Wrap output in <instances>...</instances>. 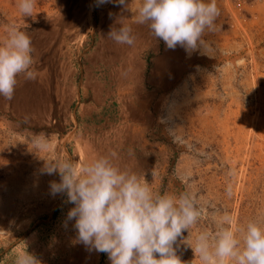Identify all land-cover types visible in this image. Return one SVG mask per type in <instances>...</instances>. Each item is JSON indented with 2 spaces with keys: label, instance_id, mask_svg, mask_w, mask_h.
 Listing matches in <instances>:
<instances>
[{
  "label": "rangeland",
  "instance_id": "rangeland-1",
  "mask_svg": "<svg viewBox=\"0 0 264 264\" xmlns=\"http://www.w3.org/2000/svg\"><path fill=\"white\" fill-rule=\"evenodd\" d=\"M140 1L36 0L24 16L20 0H0V45L13 26L24 31L37 73L0 97V264L25 251L40 264H111L78 241L45 158L115 152L156 193L194 194L202 215L173 245L182 264H200L186 239L195 246L225 215L264 223V0H217L209 54L167 48L135 22ZM122 26L133 45L108 37Z\"/></svg>",
  "mask_w": 264,
  "mask_h": 264
},
{
  "label": "clouds",
  "instance_id": "clouds-1",
  "mask_svg": "<svg viewBox=\"0 0 264 264\" xmlns=\"http://www.w3.org/2000/svg\"><path fill=\"white\" fill-rule=\"evenodd\" d=\"M111 0H98L99 4ZM127 6L128 0H116ZM36 0H20L24 16H32ZM133 11V10H132ZM136 23L147 25L153 37L167 48L183 47L186 52L209 54L206 36L217 30L221 14L217 0H141L134 11ZM118 44L133 45L130 26L109 33ZM33 48L30 37L16 27L0 45V97L11 100L18 78L35 80L32 70ZM37 152L46 151L48 142L38 137ZM117 154L98 156L85 162L45 158L43 174L59 173V182L50 184L52 195L64 193L73 204L67 213L75 221L78 241L90 250L106 253L111 264H182L173 247L178 237L197 223L202 215L192 193H156L141 176L121 169ZM242 234V235H241ZM194 249L200 264H264V223L249 222L240 228L225 215L214 232H201ZM15 264H40L25 251Z\"/></svg>",
  "mask_w": 264,
  "mask_h": 264
},
{
  "label": "bare ground",
  "instance_id": "bare-ground-1",
  "mask_svg": "<svg viewBox=\"0 0 264 264\" xmlns=\"http://www.w3.org/2000/svg\"><path fill=\"white\" fill-rule=\"evenodd\" d=\"M141 2V1H140ZM137 4V3H136ZM138 7V6H137ZM132 10H133V8H132ZM131 12V11H130ZM134 36H135V34H133ZM127 74H125L124 76H126ZM128 79V77H125L124 78V80H123V82H121V84L123 83V85L126 83H128L129 81L127 80ZM112 147L113 148H117V147H119L120 146V143H117L116 141H115V143L113 142L112 144Z\"/></svg>",
  "mask_w": 264,
  "mask_h": 264
}]
</instances>
